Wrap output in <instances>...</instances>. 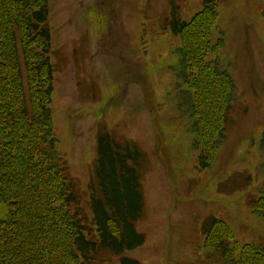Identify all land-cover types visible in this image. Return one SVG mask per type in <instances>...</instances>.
<instances>
[{
  "label": "rangeland",
  "instance_id": "1",
  "mask_svg": "<svg viewBox=\"0 0 264 264\" xmlns=\"http://www.w3.org/2000/svg\"><path fill=\"white\" fill-rule=\"evenodd\" d=\"M189 21L202 0H173ZM55 67L53 126L69 174L89 212L96 134L133 140L144 152L142 264H221L203 245L216 216L236 240L264 247V222L248 199L264 187V0H217L218 63L236 86L226 139L206 170L197 167L195 118L181 112L179 38L162 28L170 0H48ZM250 177V181H246ZM7 207L0 205V219ZM112 264H116L113 262Z\"/></svg>",
  "mask_w": 264,
  "mask_h": 264
},
{
  "label": "trees",
  "instance_id": "2",
  "mask_svg": "<svg viewBox=\"0 0 264 264\" xmlns=\"http://www.w3.org/2000/svg\"><path fill=\"white\" fill-rule=\"evenodd\" d=\"M47 1L0 0V205L7 207L0 264H142L127 253L146 242L136 228L145 211L144 152L107 128L97 131L87 212L58 149ZM201 4L186 21L170 0L162 28L179 38L181 112L195 118L197 167L206 170L226 139L236 86L218 63L217 0ZM258 144L264 156V128ZM248 201L264 222V187ZM201 226L203 245L221 264H264V247L236 240L226 221L213 215Z\"/></svg>",
  "mask_w": 264,
  "mask_h": 264
}]
</instances>
